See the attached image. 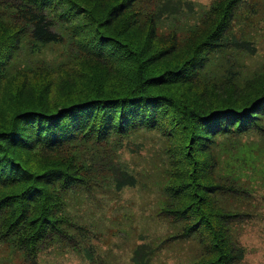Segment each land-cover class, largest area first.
I'll use <instances>...</instances> for the list:
<instances>
[{"label": "trees", "instance_id": "16d2710c", "mask_svg": "<svg viewBox=\"0 0 264 264\" xmlns=\"http://www.w3.org/2000/svg\"><path fill=\"white\" fill-rule=\"evenodd\" d=\"M137 1L0 0V239L34 259L54 237H68L64 192L86 187L87 172L104 167L100 160L83 167L77 152L144 129L164 139V193L172 202L160 214L183 223L176 237L197 235L193 264H236L241 253L228 224L247 215L215 195L245 191L221 174L214 149L264 137V70L238 83L241 70L226 59L229 51L253 52L232 36L241 0L211 1L181 36L158 33L159 10ZM56 24L71 57L55 69L7 74L20 38L58 42ZM219 59L225 69L204 72ZM106 170L118 188L133 181L115 165Z\"/></svg>", "mask_w": 264, "mask_h": 264}, {"label": "rangeland", "instance_id": "374dc122", "mask_svg": "<svg viewBox=\"0 0 264 264\" xmlns=\"http://www.w3.org/2000/svg\"><path fill=\"white\" fill-rule=\"evenodd\" d=\"M211 1L139 0L135 5L159 10L158 33L172 30L181 36L197 24ZM231 28L234 38L247 40L253 49L251 53L246 49L240 54L227 52V62L241 70L240 83L264 70V0H241ZM52 30L60 41L41 43L23 35L6 73L38 66L55 69L69 59L72 50L63 26L56 24ZM223 66L219 59L204 72L214 75ZM164 147L157 132L139 129L122 140L109 141L98 151L86 148L77 152L83 167L99 160L104 167L87 172L91 178L86 187L64 192L63 214L72 225L65 228L68 237H54L38 249L34 259L0 239V264H193L201 255L197 235L176 237L183 223L160 214L172 202L164 193ZM214 151L221 174L231 176L245 191L242 195H215L220 206L247 215L228 224L230 239L241 253L236 264H264V137L256 136L246 148L220 144ZM111 165L133 181L118 188L107 178L111 172L106 169Z\"/></svg>", "mask_w": 264, "mask_h": 264}]
</instances>
